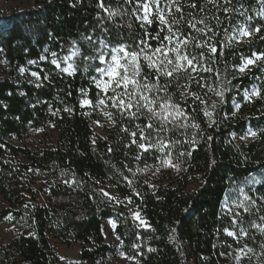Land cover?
<instances>
[{"label":"trees","instance_id":"obj_1","mask_svg":"<svg viewBox=\"0 0 264 264\" xmlns=\"http://www.w3.org/2000/svg\"><path fill=\"white\" fill-rule=\"evenodd\" d=\"M106 2L112 7L118 5V0ZM97 3L33 0L30 10L0 14V195L7 207L0 217H11L20 232L0 247V264H60L53 239L67 245L81 244L80 256L86 264H105L110 255H115L104 237V224L109 220L116 223L122 252L140 264H234L238 246L223 231L232 226L222 205L227 199L236 200L243 188L256 200L245 220L259 223L264 214V99L244 98L245 91L251 94L254 89L264 96V72L259 67L245 73L236 70L241 57L264 52V39L260 38L264 36V16L257 15L264 4L261 0H233L245 14L233 13L231 24L223 20L217 40L223 37V27L229 31H238L241 25L262 30L250 40L239 38L240 43L233 42L225 56L218 58L215 67L227 91L223 103L212 93L205 97L207 103L211 99V105H216L211 109L215 121L211 127L202 111L207 103L193 102L189 93L185 104L182 89L173 83L170 91L174 101L190 114L185 123H198L200 130L188 127L169 133L180 143L171 147V166L156 175L154 170L165 164L161 162L163 154L153 150L149 155L130 145L128 133L121 129L132 128L133 124L122 120L115 109L111 111L116 122L106 129L107 137L94 135L91 123L100 119L80 101L88 98L95 103L97 89L84 71L82 57L72 58L77 68L74 75L51 63L52 51L60 57L71 56L73 42L81 52L90 54L87 36L114 45L131 43L130 38L140 34L134 17L109 20ZM124 7L131 10L128 5ZM188 11L192 9L185 8ZM218 14L223 19V13ZM128 23L133 25L131 29ZM211 23L215 25L214 20ZM151 31H155V25ZM45 48L49 52H44ZM41 55L46 59L41 60ZM29 60L36 63L29 64ZM259 65L264 66V60ZM65 66L61 63V68ZM89 72L95 74L94 69ZM191 92L203 95L195 83ZM49 127L56 136L54 141L35 151L7 142ZM249 129L257 132V137L246 135ZM193 133L195 144L191 142ZM138 152L140 160L135 159ZM253 177L259 183H250ZM35 186H40L39 197L32 200ZM109 189L121 199H130L149 228H137L125 207L112 205L103 195ZM262 243L264 235L250 229L246 245L254 253L239 264H264Z\"/></svg>","mask_w":264,"mask_h":264},{"label":"snow or ice","instance_id":"obj_2","mask_svg":"<svg viewBox=\"0 0 264 264\" xmlns=\"http://www.w3.org/2000/svg\"><path fill=\"white\" fill-rule=\"evenodd\" d=\"M261 3L264 4V0H261ZM124 5L130 6L131 10ZM96 6L107 14L109 20L118 16L134 17L142 31L134 39L130 38L131 43L122 41L114 45L109 40H94L92 36H87L85 40L91 47L90 54L81 52L76 42H73L71 56L60 57L57 52L52 51L50 55L54 59L51 63L62 72L74 75L77 71L76 66L67 62L72 57H82L85 62L84 71L89 74L91 84L97 89V98L95 103L84 98L80 101L81 105L108 109L104 115L112 123L116 121L113 119L114 113L111 109H115L122 120H128L133 124L132 128L121 129L128 133L130 145H135L137 149L149 155L153 150L163 154L161 162L171 166V147L180 141L172 139L169 133L180 129L186 131L188 127L200 130L198 123H185L189 120L190 114L186 107L174 101V93L170 91L173 83L178 89H182L180 95L185 104L189 93L193 102L199 101L202 105H206L205 97L209 93L217 96L223 103L227 88L220 82L221 73L219 68L215 67L218 58L225 56V50L231 48L233 42L240 43L239 37H251L255 33H260L262 29L246 28L241 25L238 31L235 29L229 31L228 27H223V37L217 40L221 35L224 19L231 24L233 13L245 14L235 7L233 0H201L199 3L197 0H123L122 4L118 0L116 7L110 6L106 0H98ZM185 8L192 11L185 12ZM221 12L223 19L218 14ZM257 15L264 16V7ZM213 20L215 25L211 23ZM153 25L155 31H151ZM127 27L131 29L133 25L128 23ZM104 31L107 32V29ZM260 38L264 39V36ZM197 49L199 51H196ZM44 52H49V49L45 48ZM40 59L45 60L46 56L41 55ZM262 60L264 52L259 54L253 52L251 57H241V63L236 70L245 73L249 66H256L264 72V66L257 64V61ZM94 61H98L99 64ZM28 63L35 64L36 61L29 60ZM61 63H67V67L61 68ZM89 69H94L95 74L89 72ZM23 71L24 69H21V72ZM204 73L208 75H202ZM31 74L37 79L40 78L36 72ZM47 78L45 76V79ZM181 79L184 80L183 84H180ZM193 83L203 90V95L191 92ZM81 91L87 97V92L83 89ZM251 96L264 99V96L255 89L251 94L245 91V99H250ZM215 106L213 103L212 108ZM202 111L209 118L211 127L215 123L212 120L213 113L207 107ZM246 135L255 138L257 132L249 129ZM195 137L196 133H193L191 140L193 144L196 143ZM244 138L246 137H241ZM135 159H141V152L137 153ZM249 182L259 183L255 177ZM103 195L109 194L104 192ZM255 206L256 200L245 193L243 188L239 189V196L235 201L229 204L226 200L222 205L223 214L231 217L233 229L224 228L223 231L237 244L242 238L249 237L250 229L254 228L264 235V214L260 215L259 223L246 221L242 215V212L251 215V210ZM136 216L139 218V213H136ZM141 223L144 222L141 220ZM115 227L113 224V228ZM227 246L232 247L231 244ZM260 247L264 249V243ZM238 252L247 255L254 253V249L244 245ZM220 255L223 256L225 253ZM240 259L242 256L237 255L236 264H239Z\"/></svg>","mask_w":264,"mask_h":264},{"label":"rangeland","instance_id":"obj_3","mask_svg":"<svg viewBox=\"0 0 264 264\" xmlns=\"http://www.w3.org/2000/svg\"><path fill=\"white\" fill-rule=\"evenodd\" d=\"M33 8V0H0V14L3 15H9L15 10H30ZM240 39H243L245 41L250 40L251 37H239ZM73 58V57H72ZM72 58L67 63H72ZM261 61H257V64L259 65ZM67 63L66 66L67 67ZM256 66H249V69H254ZM246 69V70H249ZM4 77L1 75V78ZM211 100V99H210ZM207 103V108L211 112L212 109V102ZM84 108L88 109L91 114L96 115L99 117L100 121L92 122L91 128L95 136L100 138H106V129L112 128L113 123L107 118V116L104 115L105 111H108V109H101V108H95V107H88L83 106ZM55 134L53 130L49 127L46 130L41 131H30L22 140H18L15 138L9 139L7 142L8 144L21 149H29L31 151L37 150L40 146L48 144L49 142L54 141ZM249 139H246L248 141ZM168 164H164L162 166H159L154 170L156 175L161 172V170L165 167H167ZM40 186H35L33 189L34 196L30 199L34 200V198L39 197L38 195V189ZM109 195L107 196L111 202L112 205L118 204L123 207H125L130 214V218L132 222L136 225L139 229H147L149 228L147 221L145 218L141 215V212L138 208L132 206L131 203H129V200L121 199L115 194L113 189H109L107 191ZM111 197V198H110ZM233 199H227V202L231 204ZM41 202H43V199H41ZM7 209L5 206V202L3 197L0 195V216L1 214ZM237 211H241L240 209H237ZM136 213H139V218H137ZM248 213H243L242 215L245 216ZM228 219L231 220L230 215H226ZM245 219V218H244ZM141 220L144 222L141 223ZM113 224L116 225V223L113 220H109L104 224V237L107 242V244L115 249V255H110L107 259L105 264H140L136 260L127 257L121 250L122 244L120 240L117 238L118 236L115 233V228H113ZM233 230V229H231ZM20 235L19 230L17 227L13 224L11 217H0V247L5 246L9 244L12 240L17 238ZM235 241V240H234ZM238 248L235 249L234 252V264H236V257L237 255H241L242 259L240 261H243L244 259L250 257V254L243 255L238 252V249L243 248L244 245H246V238H242L240 240V243L237 244ZM54 252L57 255V257L60 259V264H86L81 259V244L79 243H72V244H64L62 241L53 239L52 240ZM239 261V262H240Z\"/></svg>","mask_w":264,"mask_h":264}]
</instances>
